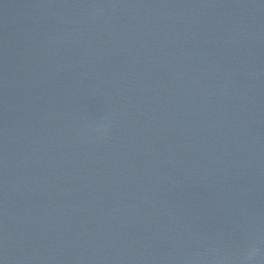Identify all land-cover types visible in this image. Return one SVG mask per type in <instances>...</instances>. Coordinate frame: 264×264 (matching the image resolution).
I'll list each match as a JSON object with an SVG mask.
<instances>
[{
  "label": "water",
  "instance_id": "water-1",
  "mask_svg": "<svg viewBox=\"0 0 264 264\" xmlns=\"http://www.w3.org/2000/svg\"><path fill=\"white\" fill-rule=\"evenodd\" d=\"M0 264H264V0H0Z\"/></svg>",
  "mask_w": 264,
  "mask_h": 264
},
{
  "label": "clouds",
  "instance_id": "clouds-1",
  "mask_svg": "<svg viewBox=\"0 0 264 264\" xmlns=\"http://www.w3.org/2000/svg\"><path fill=\"white\" fill-rule=\"evenodd\" d=\"M255 251V250H254Z\"/></svg>",
  "mask_w": 264,
  "mask_h": 264
}]
</instances>
